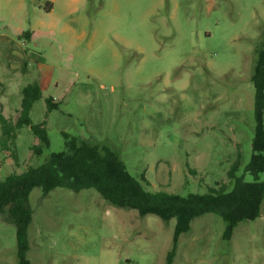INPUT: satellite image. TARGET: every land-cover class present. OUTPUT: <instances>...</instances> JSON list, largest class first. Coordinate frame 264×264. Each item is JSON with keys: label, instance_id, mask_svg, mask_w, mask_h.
<instances>
[{"label": "rangeland", "instance_id": "obj_1", "mask_svg": "<svg viewBox=\"0 0 264 264\" xmlns=\"http://www.w3.org/2000/svg\"><path fill=\"white\" fill-rule=\"evenodd\" d=\"M263 41L264 0H0V111L16 122L23 89L38 82L30 117L50 140L36 154L31 127L18 130L16 160L0 147V181L65 150L67 133L111 147L152 191L232 189L229 171L239 161L243 175L252 155ZM28 207L30 264L168 263L176 219L115 207L94 189L45 199L34 189ZM14 221L0 214V264H18ZM224 232L216 214L194 219L172 264H264V201L230 241Z\"/></svg>", "mask_w": 264, "mask_h": 264}, {"label": "trees", "instance_id": "obj_2", "mask_svg": "<svg viewBox=\"0 0 264 264\" xmlns=\"http://www.w3.org/2000/svg\"><path fill=\"white\" fill-rule=\"evenodd\" d=\"M251 81L255 89L256 122L252 155L243 175H237L239 161L232 166L228 173L233 181L230 190L222 186L209 188L203 194L187 195L152 191L144 174L141 179L133 177L120 155L111 147L102 143H87L67 133H63L65 150L52 153L38 167H29L22 174H12L0 181V214L8 211L15 219L18 264H30L27 229L32 223L33 212L28 204L34 189L42 191L43 199L57 188L75 193L94 189L115 207L133 209L142 216L154 215L164 222L176 219L174 244L167 264L173 263L179 236L187 233L192 221L204 214H216L223 219L224 239L230 241L239 224L261 216L264 201V181L258 180L264 172V41L256 52ZM22 93V110L16 122L7 119L0 111V147L10 151L14 160L17 159L14 149L17 132L23 127L30 126L40 140V144L34 147L36 154H41L50 144L46 128L33 125L30 117L34 104L42 97L40 84L34 82ZM49 103V110L56 107L51 100ZM246 173L254 181H246Z\"/></svg>", "mask_w": 264, "mask_h": 264}]
</instances>
